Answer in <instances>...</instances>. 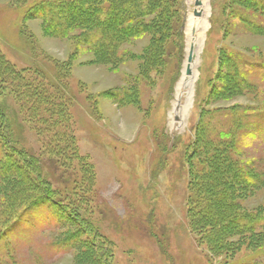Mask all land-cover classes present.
I'll return each mask as SVG.
<instances>
[{"label":"rangeland","instance_id":"obj_1","mask_svg":"<svg viewBox=\"0 0 264 264\" xmlns=\"http://www.w3.org/2000/svg\"><path fill=\"white\" fill-rule=\"evenodd\" d=\"M39 1L0 0V264H264V0Z\"/></svg>","mask_w":264,"mask_h":264},{"label":"trees","instance_id":"obj_2","mask_svg":"<svg viewBox=\"0 0 264 264\" xmlns=\"http://www.w3.org/2000/svg\"><path fill=\"white\" fill-rule=\"evenodd\" d=\"M58 1H62V2H64L65 4H58ZM77 1L78 0H76V3H77ZM85 1H92V0H85ZM118 1V0H117ZM79 2H80V0H79ZM75 3V1H70V0H68V1H65V0H40L39 2H36V3H34L32 6H31V12L33 13V11L34 12H38V13H40V11L43 9V10H45V12H47V13H49V14H47L48 16H45V15H42V13L41 14H37V15H39V18H41L45 23H47V22H49V20H55L54 19V17H53V15H50V14H54V13H56V12H62V8H63V5H66V9H69V8H74V5L76 4ZM90 4H92V3H90ZM116 5H118V4H116ZM114 9L116 8V7H113ZM60 9V10H59ZM89 11V17L88 16H86L85 18H83V17H81V18H78L79 19V21H78V23H75V21H74V18H72L71 20H69V21H67L66 22V27L65 28H69V29H67L65 32H69L71 29L73 30V29H75V27L76 28H78L77 26H74V24L76 25V24H78V25H84V27H85V29L86 28H89V29H91V28H97V29H95V30H99L101 27H102V25H101V23H100V21L97 19L96 20V18H94L95 17V12L94 11H92L91 9H89L88 10ZM30 12V11H29ZM30 14V13H29ZM58 14V13H57ZM34 17H38V16H34ZM57 17L58 18H60L59 17V15H57ZM122 17V16H121ZM71 18V17H70ZM111 18H112V22L110 23V25L108 26V30H109V33L111 34V39L112 40H115V39H117V37L119 36V32H118V30H116V28L117 27H120V28H123L122 27V20L120 19V17H118V16H115V15H111ZM124 19V18H123ZM76 20V19H75ZM115 20H117L118 22L116 23L115 22ZM70 22V23H69ZM69 24V25H68ZM89 29H87V30H89ZM64 32V34H66ZM121 33V32H120ZM92 34V33H91ZM90 34V35H91ZM122 34V33H121ZM7 71H9V72H11V73H9V72H7ZM13 74V69L11 68V66H9V64H7L6 63V61L3 59V58H1V56H0V78L1 77H4L5 76V78H6V76L8 77V78H10V76ZM15 76H16V74H14ZM14 83H13V86L12 87H15V85H16V87H18L17 86V80H14L13 81ZM15 84V85H14ZM28 92H27V87H25L24 88V94L23 95H25V93H29L30 95L29 96H32V97H34V99L35 98H45L46 96H44V95H46V94H44L43 92L42 93H36V92H34L33 90H32V87L31 86H28ZM47 88H48V86H47ZM14 89V88H13ZM47 90V89H46ZM57 91H58V94H57ZM32 93H34V94H32ZM62 93V91L60 90V89H55V94L58 96V97H63V95L61 94ZM46 99V98H45ZM48 100V99H47ZM3 106H0V110H2V112H4L5 111V109L4 108H2ZM61 110H63V109H61ZM46 112H48V110L46 111ZM12 126H13V124H11V126H9V137L11 138L12 136H11V129H12ZM2 138H4V139H2ZM10 138L8 139L7 137H2V135H1V132H0V145H1V147L3 148V147H5V146H7L8 145V143L7 142H11V140H10ZM69 146V145H68ZM222 156H223V154H222ZM44 199H46V198H43V199H41V200H44ZM48 199L50 200V201H55V199L54 198H52V197H48ZM48 199H46V200H48ZM54 204H56V205H59V204H57V202L56 203H54ZM27 209H29V207H27ZM244 220H247V219H244Z\"/></svg>","mask_w":264,"mask_h":264},{"label":"bare ground","instance_id":"obj_3","mask_svg":"<svg viewBox=\"0 0 264 264\" xmlns=\"http://www.w3.org/2000/svg\"><path fill=\"white\" fill-rule=\"evenodd\" d=\"M208 28L209 25L205 14H202L201 17L194 18V15L190 17L188 30L190 32V37H191L190 41H192V44L195 46L196 54L200 51L202 47L204 34L206 33ZM195 62L191 65V69L193 73L192 75L189 76L186 74V70L188 67V61H187L183 76L181 77V80L177 85V95L172 113L173 119H177V118L182 119L186 113L190 101L192 100L195 90L194 86L196 82V75L194 71V67L196 65Z\"/></svg>","mask_w":264,"mask_h":264},{"label":"water","instance_id":"obj_4","mask_svg":"<svg viewBox=\"0 0 264 264\" xmlns=\"http://www.w3.org/2000/svg\"><path fill=\"white\" fill-rule=\"evenodd\" d=\"M196 6L200 7L202 5L201 1L200 0H197L196 1ZM194 16L195 17H201L202 16V13L200 11H195L194 12ZM195 59H196V53H195V46L192 44L191 45V48H190V52H189V55H188V67H187V70H186V74L187 75H192V69H191V65L195 62Z\"/></svg>","mask_w":264,"mask_h":264}]
</instances>
